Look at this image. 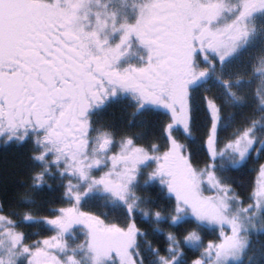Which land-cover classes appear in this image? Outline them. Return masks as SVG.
Wrapping results in <instances>:
<instances>
[{"label":"snow or ice","instance_id":"obj_1","mask_svg":"<svg viewBox=\"0 0 264 264\" xmlns=\"http://www.w3.org/2000/svg\"><path fill=\"white\" fill-rule=\"evenodd\" d=\"M0 147V264H264V0H0Z\"/></svg>","mask_w":264,"mask_h":264},{"label":"trees","instance_id":"obj_2","mask_svg":"<svg viewBox=\"0 0 264 264\" xmlns=\"http://www.w3.org/2000/svg\"><path fill=\"white\" fill-rule=\"evenodd\" d=\"M16 159L17 155L15 149L5 150L3 147L0 148V170H2L6 165L10 166Z\"/></svg>","mask_w":264,"mask_h":264},{"label":"flooded vegetation","instance_id":"obj_3","mask_svg":"<svg viewBox=\"0 0 264 264\" xmlns=\"http://www.w3.org/2000/svg\"><path fill=\"white\" fill-rule=\"evenodd\" d=\"M0 148H2V147H0Z\"/></svg>","mask_w":264,"mask_h":264}]
</instances>
